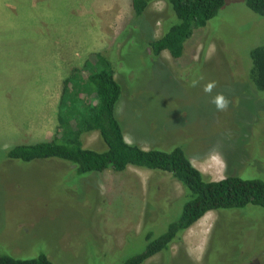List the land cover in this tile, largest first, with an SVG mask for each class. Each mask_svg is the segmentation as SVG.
<instances>
[{"label":"rangeland","instance_id":"1","mask_svg":"<svg viewBox=\"0 0 264 264\" xmlns=\"http://www.w3.org/2000/svg\"><path fill=\"white\" fill-rule=\"evenodd\" d=\"M168 18L164 1L132 21L131 0H0V254L121 264L144 249L146 231L160 234L180 211L183 188L167 173L129 166L77 174L67 161L5 156L12 145L53 136L63 81L73 70L86 75L93 53L114 65L121 85L115 113L127 142L180 145L211 180L264 181V90L249 80L264 18L244 0H224L178 58L167 50L153 56L146 41L162 34ZM210 81L217 86L209 95ZM217 93L231 101L226 111L211 103ZM83 144L99 147L97 132ZM198 225L202 256L186 240L143 264H264L262 207L210 211Z\"/></svg>","mask_w":264,"mask_h":264},{"label":"trees","instance_id":"2","mask_svg":"<svg viewBox=\"0 0 264 264\" xmlns=\"http://www.w3.org/2000/svg\"><path fill=\"white\" fill-rule=\"evenodd\" d=\"M164 1L169 18L162 34L147 39L153 56L167 50L178 58L183 43L194 29L203 28L215 17L224 0H131L132 21L143 16L150 2ZM246 7L264 18V0H244ZM249 80L256 90H264V37L250 51ZM86 75L73 70L64 81L56 106V126L49 140L21 143L8 147L9 159L30 162L36 159H58L75 165L77 174L110 169L121 172L129 166L154 173H167L183 188L179 213L175 211L166 229L155 235L149 229L144 235V249L121 264H143L150 257L169 252L173 243L181 241L183 232L205 213L220 209L243 208L247 204L264 209V181L227 175L220 180L207 178L196 168L180 145L169 150L144 149L127 142L115 108L121 96V85L115 77L114 65L101 53L85 60ZM97 132L100 146L85 147L83 137ZM177 210V209H176ZM0 264H55L45 253L32 257L0 254Z\"/></svg>","mask_w":264,"mask_h":264},{"label":"crops","instance_id":"3","mask_svg":"<svg viewBox=\"0 0 264 264\" xmlns=\"http://www.w3.org/2000/svg\"><path fill=\"white\" fill-rule=\"evenodd\" d=\"M197 222L198 221H196L193 225H191L188 229H186L183 232V234L181 236V241H183V242H186V240L189 241V246L187 248H189V250H191V252L193 253V255L195 257H200V256H202V252H203L205 243H203V246H202L201 241H202L204 233H203V231H200V228H199L200 225H198L196 227ZM189 232H190V235H189ZM191 242H193L194 247L192 246ZM174 256L175 255H173V257Z\"/></svg>","mask_w":264,"mask_h":264},{"label":"clouds","instance_id":"4","mask_svg":"<svg viewBox=\"0 0 264 264\" xmlns=\"http://www.w3.org/2000/svg\"><path fill=\"white\" fill-rule=\"evenodd\" d=\"M202 79V77H201ZM199 81L193 80L192 86L195 87ZM216 81H210L204 86V91L207 94H211L212 91L216 88ZM211 103H213L218 111H226L228 109L229 104L231 103L227 97H225L222 93H217L214 97H212Z\"/></svg>","mask_w":264,"mask_h":264}]
</instances>
